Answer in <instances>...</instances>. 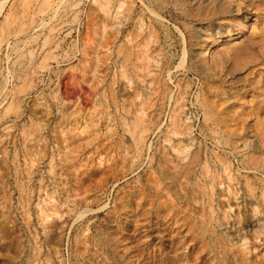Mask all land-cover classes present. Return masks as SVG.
<instances>
[{
    "label": "rangeland",
    "instance_id": "1",
    "mask_svg": "<svg viewBox=\"0 0 264 264\" xmlns=\"http://www.w3.org/2000/svg\"><path fill=\"white\" fill-rule=\"evenodd\" d=\"M0 264H264V0H0Z\"/></svg>",
    "mask_w": 264,
    "mask_h": 264
},
{
    "label": "bare ground",
    "instance_id": "2",
    "mask_svg": "<svg viewBox=\"0 0 264 264\" xmlns=\"http://www.w3.org/2000/svg\"><path fill=\"white\" fill-rule=\"evenodd\" d=\"M162 168V167H161Z\"/></svg>",
    "mask_w": 264,
    "mask_h": 264
}]
</instances>
